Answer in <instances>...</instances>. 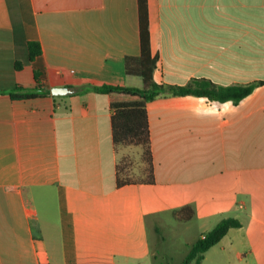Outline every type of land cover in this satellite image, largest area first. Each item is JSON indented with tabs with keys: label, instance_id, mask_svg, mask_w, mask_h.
<instances>
[{
	"label": "crops",
	"instance_id": "crops-1",
	"mask_svg": "<svg viewBox=\"0 0 264 264\" xmlns=\"http://www.w3.org/2000/svg\"><path fill=\"white\" fill-rule=\"evenodd\" d=\"M147 11L155 82L257 87L235 105L148 104L152 182L118 186L123 145L107 96L89 89L142 88L124 67L139 55L136 0H0V264H160L161 228L195 229L187 251L227 218L240 226L201 264H264V0Z\"/></svg>",
	"mask_w": 264,
	"mask_h": 264
},
{
	"label": "trees",
	"instance_id": "trees-1",
	"mask_svg": "<svg viewBox=\"0 0 264 264\" xmlns=\"http://www.w3.org/2000/svg\"><path fill=\"white\" fill-rule=\"evenodd\" d=\"M136 4L139 55L136 58L126 57L124 67L127 75L139 76L142 79V88L101 85L92 86L89 90L107 96L109 107L112 111L113 142L141 148L142 157L146 163L147 181L152 182V163L146 110L148 104L160 97L170 95L173 97L193 96L204 98L207 103L231 102L235 105L249 96L258 83L220 86L206 79H193L184 86H174L155 82L153 73L158 62V56L153 55L150 49L147 0H136ZM27 52L29 60H33L41 53L39 43H27ZM19 66V63H17L15 68L18 69ZM11 97L15 99L29 98L32 95L25 94ZM129 182V179L122 178L121 175L117 178L118 186ZM239 226V222L234 219H222L188 247L180 264H201L204 253L216 245L229 229L238 228Z\"/></svg>",
	"mask_w": 264,
	"mask_h": 264
},
{
	"label": "rangeland",
	"instance_id": "rangeland-1",
	"mask_svg": "<svg viewBox=\"0 0 264 264\" xmlns=\"http://www.w3.org/2000/svg\"><path fill=\"white\" fill-rule=\"evenodd\" d=\"M118 149L121 177L129 179L133 183L146 181V163L142 157L140 147L123 145L119 146ZM171 223L168 222V225H171L161 228V243L155 246L158 249L161 245L160 250L162 249V252H165L163 254L160 253L161 251L158 253L160 256L157 258V262L160 264H180L186 253L182 246L183 242L188 238L191 239L193 235L195 236V229L190 227L186 232V230L182 231L174 225V221ZM149 237L151 244H153L156 241L155 233L151 231Z\"/></svg>",
	"mask_w": 264,
	"mask_h": 264
},
{
	"label": "water",
	"instance_id": "water-1",
	"mask_svg": "<svg viewBox=\"0 0 264 264\" xmlns=\"http://www.w3.org/2000/svg\"><path fill=\"white\" fill-rule=\"evenodd\" d=\"M50 92L52 95L56 96V95L64 94L68 92V90L66 88H53L51 89Z\"/></svg>",
	"mask_w": 264,
	"mask_h": 264
}]
</instances>
